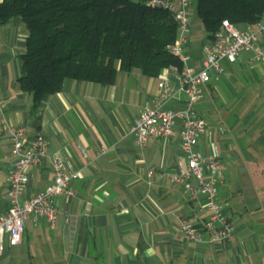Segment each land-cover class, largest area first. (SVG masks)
<instances>
[{
    "label": "crops",
    "instance_id": "1",
    "mask_svg": "<svg viewBox=\"0 0 264 264\" xmlns=\"http://www.w3.org/2000/svg\"><path fill=\"white\" fill-rule=\"evenodd\" d=\"M27 35L19 17L0 26V215L8 208V171L13 162L7 125L42 133L48 141L47 157L28 168L22 199L53 181V153L68 159L79 177L73 182L74 197L56 199L61 213L54 228L45 218L37 224L27 221L19 245L10 246L4 238L0 264H257L262 248L258 235L240 213L241 203L232 202L239 192L228 189L226 182L234 172L244 173L245 157L250 165L264 169V127L257 137L241 135L237 124L216 125L197 105L204 96H220L225 82L236 86L241 69L247 70L249 79L261 82L260 66L247 65L242 59L225 64L219 80L202 88L195 108L206 129L197 146L202 153L214 146L220 151L224 176L219 190L223 188L224 197L219 195V203L232 219L235 233L227 243L186 242L179 237L174 214L181 212L198 224L206 215L181 186L158 176L160 171L176 169L183 160L179 137L151 139L140 148L131 132L135 119L156 94L158 76L147 77L134 68L119 71L111 85L66 79L59 92L46 95L32 112L31 95L17 84ZM186 51L190 63L199 65L201 47L193 53L190 42ZM170 78L175 85L174 75ZM166 106L181 107V94ZM234 215L240 217L237 224Z\"/></svg>",
    "mask_w": 264,
    "mask_h": 264
},
{
    "label": "built area",
    "instance_id": "2",
    "mask_svg": "<svg viewBox=\"0 0 264 264\" xmlns=\"http://www.w3.org/2000/svg\"><path fill=\"white\" fill-rule=\"evenodd\" d=\"M148 8L169 13L177 24L174 42L167 52L180 62V66L164 68L158 75L157 90L152 102L135 119L131 132L136 144L142 148L148 140H169L179 137L183 160L171 171H160L158 176L181 186L190 200L200 205L205 220L198 224L181 212L174 214L178 223V234L182 241L227 243L233 239L235 226L219 203V185L224 176L220 151L212 147L202 153L197 146L198 138L205 132L206 123L195 105L202 98L204 85L219 80L225 64L243 60L247 65H258L264 70V14L254 23L237 27L222 20L212 37L201 46L199 65L190 63L186 49L190 41L191 19L188 11L191 0H134ZM174 75L175 85L170 76ZM181 94L182 106L177 109L166 105L176 94ZM175 126L179 129L176 130ZM13 160L8 171L6 212L0 215V254L4 249V238L10 246L21 243L27 221L37 224L45 218L54 228L61 213L56 204L60 196L70 199L76 195L73 182L79 173L64 156L53 153V181L43 190L22 199L28 183V168L41 163L48 155V141L42 133L31 134L24 126H6ZM149 170L147 175L151 177ZM206 235V237H204Z\"/></svg>",
    "mask_w": 264,
    "mask_h": 264
},
{
    "label": "trees",
    "instance_id": "3",
    "mask_svg": "<svg viewBox=\"0 0 264 264\" xmlns=\"http://www.w3.org/2000/svg\"><path fill=\"white\" fill-rule=\"evenodd\" d=\"M195 13L203 44L222 20L258 22L264 0H195ZM16 17L28 30L17 84L31 95L32 112L66 79L111 85L119 71L157 77L181 65L167 52L177 33L173 17L134 0H0V26Z\"/></svg>",
    "mask_w": 264,
    "mask_h": 264
},
{
    "label": "rangeland",
    "instance_id": "4",
    "mask_svg": "<svg viewBox=\"0 0 264 264\" xmlns=\"http://www.w3.org/2000/svg\"><path fill=\"white\" fill-rule=\"evenodd\" d=\"M188 14L191 19V48L193 53H198L201 41L206 39V32L196 16L195 0H191ZM261 69H258L261 82L246 77L247 70H239L236 86L225 82V90L221 91L222 94L216 95L214 99L204 96L197 105L198 110L204 113L207 120H211L216 125L222 124L231 128L237 124L239 126L237 132L241 135L248 134L253 138L257 137L264 127V105H260V101L263 99L261 89H263L264 71ZM247 120L249 122L245 123ZM249 160L245 157L244 173L234 172V176L226 182V186L236 193L239 192V196L235 197L236 199L234 198L232 202L241 203L242 212L240 213H243L251 230L258 235L256 240L262 248L261 253L258 254L257 264H264V169L250 165ZM223 192V188L220 187L219 195L221 197H224ZM239 218L238 215H234L233 220L236 224L239 222Z\"/></svg>",
    "mask_w": 264,
    "mask_h": 264
}]
</instances>
